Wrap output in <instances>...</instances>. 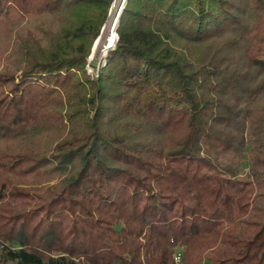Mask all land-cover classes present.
I'll return each mask as SVG.
<instances>
[{"label":"trees","instance_id":"obj_1","mask_svg":"<svg viewBox=\"0 0 264 264\" xmlns=\"http://www.w3.org/2000/svg\"><path fill=\"white\" fill-rule=\"evenodd\" d=\"M113 1L0 0V264H264V0H126L94 77Z\"/></svg>","mask_w":264,"mask_h":264},{"label":"rangeland","instance_id":"obj_2","mask_svg":"<svg viewBox=\"0 0 264 264\" xmlns=\"http://www.w3.org/2000/svg\"><path fill=\"white\" fill-rule=\"evenodd\" d=\"M125 3H126V0H114L112 2L111 7H110V10H109L108 19H107V21H106V23H105V25H104V27H103L100 35L96 38V40L94 41V43L92 45V49H93V46L94 45H95V47H94L93 53L91 51V54H90V56H91V58H90V71L91 70H94L98 66V64H101L103 62V58H104V56H103L104 55L103 48L104 47L101 44V41L104 40V36H105V34L107 32L106 31V26H107V23H108V20H109L111 11L114 9V6H115L116 7V10L118 11L117 12V15L119 14V16H120V13H121V11H122L123 6L125 5ZM119 16H118V18H119Z\"/></svg>","mask_w":264,"mask_h":264},{"label":"bare ground","instance_id":"obj_3","mask_svg":"<svg viewBox=\"0 0 264 264\" xmlns=\"http://www.w3.org/2000/svg\"><path fill=\"white\" fill-rule=\"evenodd\" d=\"M115 3V2H114ZM115 5V4H114ZM119 9V8H118ZM116 7L114 6V9L110 13V17L106 26V34L104 36V40L101 41V44L103 45V53L110 48V43L112 41H115V28L118 21V15H117Z\"/></svg>","mask_w":264,"mask_h":264},{"label":"built area","instance_id":"obj_4","mask_svg":"<svg viewBox=\"0 0 264 264\" xmlns=\"http://www.w3.org/2000/svg\"><path fill=\"white\" fill-rule=\"evenodd\" d=\"M115 34H116V36H115V41H112V42L110 43V48H108V49L104 52V55H103L104 58H105L107 52L115 46V43H116V41H117V39H118V35H117L116 32H115ZM90 58H91V56H89V58H88V62H87V64H86V70H87V72H88L90 75H92V76L95 77V76H97V74H98V70H99L100 66L104 64L105 60H104V58H103V62H102L101 64H98V66H97L94 70H91V71H90ZM175 261H176L177 263L181 262V256H180V254H177V255H176V257H175Z\"/></svg>","mask_w":264,"mask_h":264},{"label":"water","instance_id":"obj_5","mask_svg":"<svg viewBox=\"0 0 264 264\" xmlns=\"http://www.w3.org/2000/svg\"><path fill=\"white\" fill-rule=\"evenodd\" d=\"M118 16H119V14H118ZM94 47H95V45L93 46L92 53H93Z\"/></svg>","mask_w":264,"mask_h":264}]
</instances>
